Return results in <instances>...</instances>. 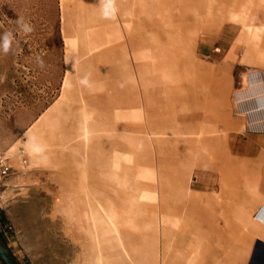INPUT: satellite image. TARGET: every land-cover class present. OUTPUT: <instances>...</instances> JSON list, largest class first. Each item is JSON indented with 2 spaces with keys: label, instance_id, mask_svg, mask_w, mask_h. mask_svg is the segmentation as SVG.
I'll use <instances>...</instances> for the list:
<instances>
[{
  "label": "rangeland",
  "instance_id": "rangeland-1",
  "mask_svg": "<svg viewBox=\"0 0 264 264\" xmlns=\"http://www.w3.org/2000/svg\"><path fill=\"white\" fill-rule=\"evenodd\" d=\"M76 1L0 0V151L9 156L13 166L0 214L7 218L5 236L16 243L27 264H96L95 242L87 226L77 221L76 213L81 208L78 200L84 199V195L82 190H76L91 175V191L97 194L96 189L104 187L105 178L113 168V157L107 147L99 154L96 145L103 148L100 137L98 142L89 145L80 142L76 125L86 116L90 128L94 129L103 118L108 110L104 100L108 92L111 94L101 84L106 79L104 71L108 65L112 66V72L120 69L122 60L112 59L107 65V60L99 56L100 47L96 43L104 37L88 34L102 25L104 16L96 15V9L91 8L94 4L90 1L95 0H88L89 5L85 0ZM79 10L85 14L80 16ZM234 16H228L224 25L235 27L237 36L231 45L223 47L216 41L221 29L209 34L200 32L198 43L185 51L204 64L202 77L212 83L210 87L200 85L206 87L202 90L207 94L204 101L207 109L197 114L199 109L192 112L186 109L193 115L192 124L202 131V142L193 149L183 147L178 164L186 177L190 173L192 191L201 197L202 202H195V206L222 215L221 223L234 221L237 224L242 201L246 200L248 207L249 200L263 192L264 161L254 164L255 160H249L247 169L245 163L259 151L256 147L264 141V133L249 130L248 118L242 115L237 104L240 94L249 89L251 77L264 75V49L254 31L242 32L245 23L240 19L244 14ZM244 21L249 24V20ZM255 22L259 24L261 18ZM6 34H10L7 50ZM186 34L195 36V31L185 30ZM115 50L121 54V50ZM80 51L79 59H70ZM116 51L110 55L115 57ZM216 78L226 86L225 97L220 100L214 99ZM123 80L120 78L121 82ZM130 94V98L133 97ZM257 95L264 98L262 93ZM254 97L249 94V101ZM55 107L60 112L61 124L54 131L44 128L40 132L50 156L31 163L25 147L18 141L30 125ZM179 109L180 106L176 111ZM123 144V171L137 187L136 194L143 191L155 195L162 204H177L173 199L176 190L170 187L174 174L170 144L162 146L161 151L167 154L160 160L155 149L144 148L133 141ZM12 147L14 149L10 150ZM16 159L20 164L15 165ZM236 167L246 170L239 180H235ZM106 192L109 191L106 189ZM144 207L148 209V218L153 219L149 211L153 203L148 202ZM163 214L165 229H175L173 223L177 218L182 222L183 212L175 217L166 209ZM239 224L247 233L244 244L233 260L220 264H264V254L259 250L264 247L263 242L254 244L257 240L252 229L243 222ZM188 233L186 238L179 236L186 242L190 237ZM0 238L6 245L2 232Z\"/></svg>",
  "mask_w": 264,
  "mask_h": 264
},
{
  "label": "bare ground",
  "instance_id": "bare-ground-1",
  "mask_svg": "<svg viewBox=\"0 0 264 264\" xmlns=\"http://www.w3.org/2000/svg\"><path fill=\"white\" fill-rule=\"evenodd\" d=\"M77 2L75 0V3ZM85 2H88V5L90 2L94 4L91 8L96 9V15L100 13L104 16L102 25L93 28L88 34L104 37V40L96 43V46L100 47L99 56L107 60V65L112 59L122 60L119 63L122 66L120 69L112 72V66L108 65L104 71L106 79L101 84L106 91H111L112 95L108 92L104 100L108 110L103 113V118L97 121L94 129L90 128L86 116L76 125L77 132L80 133L77 136L82 139H79L80 142L89 145L91 142H98L100 137L103 148L96 145L99 154L102 155L107 147L113 157V168L108 170L110 173L105 178L106 186L95 188L97 194H93L92 177L88 175L76 190H82L84 195V199L78 200V206L81 208L76 213L77 221L87 226L89 236L95 242L96 264L227 262L233 260V256L244 244V236L247 233L240 222L248 225L252 229L250 231L254 232L252 234L257 240L254 244L261 241L264 244V214L261 212L264 196L250 199L248 207L246 200L242 201L237 224L234 221L221 223L222 215L195 206V202H202L201 197L192 191L190 173L186 177L183 168L178 164V155H182L180 152L183 147L193 149L202 142V131L192 124L193 115L188 114L186 109L191 112L199 109L198 112L194 111L196 114L204 112L207 109L204 103L207 94L202 90L205 86L200 85L210 87L212 83L210 80L207 83L202 77L204 64L190 57L185 51L198 43L200 32L209 34L219 31L227 23L225 20L228 16L235 17L234 15L240 13L244 14L240 20L245 23L242 32L254 31L256 40L264 49V0ZM83 14L85 13L79 10V15ZM260 18L261 22L257 24L255 21ZM244 20H249V24ZM185 30H194L195 36L185 35ZM115 48L121 50V54ZM114 51L116 56L112 57L110 52ZM80 54L81 51L70 59L77 60ZM120 78H124L123 82ZM217 79L214 99L220 100L225 97L226 86ZM249 85L247 93L255 97L246 101L244 107L253 117L262 118L264 98L257 94L264 95V75L252 76ZM130 93L133 94L131 98ZM210 98H213L212 95ZM178 106L180 109L176 111ZM60 116L55 107L49 114L43 118L41 116L39 121L30 125L18 141L19 145L25 147L27 160L31 163L50 156L46 148L47 143L40 137V132L44 128L54 131L61 124ZM262 124L261 126H264V122ZM125 141L155 149L159 160L167 154L166 151H161L162 146L170 144L173 154L172 172L174 171L170 187L176 190L173 199L177 204H162L157 202L155 195L145 194L143 191L136 194L137 187L122 167L124 158L121 150ZM13 149L14 147L10 150ZM14 163L20 164L17 159ZM246 164L249 165V162L245 163L247 169ZM111 165L107 164L108 167ZM236 170L238 177H235V180H239L246 170L240 167H236ZM106 189L109 192H106ZM160 190L162 191V188ZM148 202L153 203V208L149 209L153 213V219H149L146 214L148 209L144 206ZM166 209L175 217L183 212L182 222L180 218L174 219L175 229H165L162 226ZM79 227H83V224H79ZM187 228L192 231L188 233ZM187 233L190 237L185 242ZM179 235L185 238H180ZM259 250L264 254V247Z\"/></svg>",
  "mask_w": 264,
  "mask_h": 264
},
{
  "label": "crops",
  "instance_id": "crops-1",
  "mask_svg": "<svg viewBox=\"0 0 264 264\" xmlns=\"http://www.w3.org/2000/svg\"><path fill=\"white\" fill-rule=\"evenodd\" d=\"M236 33H235V27L234 26H224L222 28V31L218 35L216 41L220 46H229L232 44V42L235 41L236 38ZM249 101V94L246 92H242L240 94V98H238V108L239 111L242 113V115L245 116V118H248L247 126L249 127V130L254 133H264V126L262 123L264 122V116L262 118L258 117H253L249 111L244 107V103ZM249 149V146L247 147ZM259 151L255 153L252 157L248 158L247 161L249 160H255L256 162H261L264 161V141H261L258 146L256 147ZM261 188H263V192L261 196H264V182L262 183ZM261 212L264 214V207L261 209ZM6 216L5 214H0V232H2V236L6 237L4 238L6 241V246L12 253V255L21 263V264H27V261L25 260L24 257H22V254L20 251L16 248V243L11 242V240L5 236L7 233L4 231L6 227ZM0 264H5L3 260L0 258Z\"/></svg>",
  "mask_w": 264,
  "mask_h": 264
},
{
  "label": "built area",
  "instance_id": "built-area-1",
  "mask_svg": "<svg viewBox=\"0 0 264 264\" xmlns=\"http://www.w3.org/2000/svg\"><path fill=\"white\" fill-rule=\"evenodd\" d=\"M12 172L13 166L9 156L5 152L0 151V208L2 207L7 182Z\"/></svg>",
  "mask_w": 264,
  "mask_h": 264
},
{
  "label": "water",
  "instance_id": "water-1",
  "mask_svg": "<svg viewBox=\"0 0 264 264\" xmlns=\"http://www.w3.org/2000/svg\"><path fill=\"white\" fill-rule=\"evenodd\" d=\"M0 258L5 264H21L10 252L3 240L0 238Z\"/></svg>",
  "mask_w": 264,
  "mask_h": 264
},
{
  "label": "clouds",
  "instance_id": "clouds-1",
  "mask_svg": "<svg viewBox=\"0 0 264 264\" xmlns=\"http://www.w3.org/2000/svg\"><path fill=\"white\" fill-rule=\"evenodd\" d=\"M25 28H26V30H27V26H25ZM10 34H6L5 35V50H7V47H8V36H9Z\"/></svg>",
  "mask_w": 264,
  "mask_h": 264
}]
</instances>
